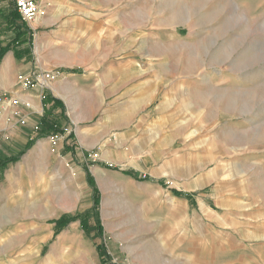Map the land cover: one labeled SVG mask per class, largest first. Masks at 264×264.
<instances>
[{
    "label": "rangeland",
    "instance_id": "374dc122",
    "mask_svg": "<svg viewBox=\"0 0 264 264\" xmlns=\"http://www.w3.org/2000/svg\"><path fill=\"white\" fill-rule=\"evenodd\" d=\"M100 1L103 7L110 8L107 15H118L120 20L116 28L109 31H122L123 37L132 38L130 55L117 53L115 62L137 65L139 75L132 74L130 80L149 85L152 99L150 95L147 101L139 103L138 115L131 123L108 137L113 140L108 145L115 147L118 142L122 143L120 139L125 132L135 133L130 145L117 148L126 160L107 163L104 157L100 159L103 152L96 146L83 152L84 167L78 174L75 167L81 166L77 162L80 157L73 154L61 163L65 174L62 186L50 188V193L45 195L39 185L15 181L23 176V169L19 171L21 161L8 165L0 175V259L2 254L6 259L2 264H10L12 253L16 254L8 238L25 240L22 231H9L10 228L18 224L46 226L56 219L86 211V199L92 198L93 193L88 175L97 183L103 180L96 169L100 160L105 161L110 175L128 171L137 181L160 187L164 194V212L167 209L165 196L175 191L193 196L191 207L197 209L202 207L201 197L209 199L230 190L233 199L226 200L224 207L245 205L256 209L260 222L264 221V0ZM0 21L4 23L2 17ZM4 24H0V34L9 31ZM116 42L121 44V41ZM5 59L4 56L0 64ZM26 74L20 72L17 81L20 75ZM0 96V103L6 100L13 106L19 105L14 93H0ZM172 102L173 115H156ZM22 118L17 110L12 115L0 111V150L7 143L10 125L17 121L25 124ZM98 121L96 117L90 124ZM50 130L47 163L49 174L53 175L56 172L53 166L57 164L55 154L59 148L72 144L73 131L70 126ZM36 143L38 141L33 142V147L23 157L18 155L24 161L25 175L30 178L32 162L28 163L27 157L37 151ZM154 154L157 160L149 164L142 161L144 156ZM0 158L6 159L1 154ZM42 172L40 168L39 174ZM217 172L226 174L223 180L206 182L207 177ZM98 186L106 212L114 193L100 183ZM128 207L121 202L122 219L132 218ZM102 218L100 223L107 225ZM63 222L68 223L66 219ZM86 235L100 242L102 264H168L166 259L159 261L157 257L155 260L150 248L140 251L136 242L125 247L115 246L113 239L117 237L112 235V238L107 229L102 237L97 227ZM53 240L39 250L40 260L48 257ZM165 247L163 257L171 259V250ZM261 254L264 256V244Z\"/></svg>",
    "mask_w": 264,
    "mask_h": 264
},
{
    "label": "crops",
    "instance_id": "0c3cea01",
    "mask_svg": "<svg viewBox=\"0 0 264 264\" xmlns=\"http://www.w3.org/2000/svg\"><path fill=\"white\" fill-rule=\"evenodd\" d=\"M38 3L44 14L25 24L8 0H0V17L5 23L0 21V24L9 29L0 34V54L6 52V59L0 64V93H14V98L19 100L17 106L5 100L0 103V111L12 115L17 110L25 120V124L17 121L10 125L7 143L0 154L6 159L10 156L18 158L11 164L21 161L19 171L23 169V176L15 179L18 184L39 185L45 195L50 193V188L62 186L65 174L61 163L73 154L80 157L77 162L81 166L75 167L78 174L82 172L83 152L96 146L103 152L99 153L100 159L104 157L107 163L126 160L127 157L117 148L130 145L134 132H125L120 139L122 143L118 142L115 147L108 145L113 142L108 137L130 124L138 115L139 103L147 101L146 97L149 99L150 95L152 99L153 92L149 85L131 82L132 74L139 75L137 65L115 62L117 53L130 55L132 38L123 37L122 31H109L116 28L120 20L118 15H107L110 8L103 7L100 0H38ZM12 12L17 13L14 21ZM20 72L57 73L46 87L38 84L23 89L17 84ZM173 104L156 115H173ZM96 117L98 123L90 124ZM38 126L41 128L36 132ZM69 126L73 131L72 144L59 148L55 154L57 164L53 166L56 172L50 175L47 163L50 128ZM36 141L37 151L27 157L28 163L32 162L29 171L33 173L32 179L27 173L25 175L21 157ZM20 154L22 156L18 157ZM148 156L142 159L145 164L157 160L156 154ZM100 161L96 169L103 180L98 183L107 187V191H113L112 203L107 204L112 209L106 207L104 211L100 187L89 174L88 182L93 193L92 198L86 199L84 213L64 216L46 223V226L18 224L10 228L9 231L14 229L25 235L24 241H15L14 236L8 238L12 251L16 252L12 253L10 264H102L100 242L86 235L95 227L100 237L106 229L112 238L116 236L118 239H113L115 246L125 247L136 242L140 251L150 248L155 260L157 257L159 261L166 259L168 264H264L261 254L264 221L260 222L256 209L245 205L224 207L226 200L233 199L232 191L216 193L209 199L207 197L208 200L201 197L202 207L197 209L191 207L193 196L175 191L165 196L167 209L164 212V194L160 187L137 181L128 171L123 174L116 171L117 175H110L108 167L104 166L105 161ZM81 176L86 180L85 174ZM224 176L226 174L217 172L215 176L207 177L206 182L223 180ZM121 202L128 204L130 220L122 219ZM102 217L107 225L100 223ZM63 219L68 223L64 224ZM53 238L48 257L40 260L39 250ZM164 247L171 250V259L163 257ZM0 260L1 264L6 261L3 254Z\"/></svg>",
    "mask_w": 264,
    "mask_h": 264
},
{
    "label": "built area",
    "instance_id": "2783aa9c",
    "mask_svg": "<svg viewBox=\"0 0 264 264\" xmlns=\"http://www.w3.org/2000/svg\"><path fill=\"white\" fill-rule=\"evenodd\" d=\"M8 1L10 4L13 5L15 11L20 16L21 21L25 24H30L34 22L39 16H42L44 14V12L40 9V6L36 2V0H8ZM54 75L55 73H33V74L20 75L17 84L23 89H29L38 84L46 87L48 85V81L51 78H53ZM1 100L2 99L0 96V101ZM51 138L54 139V137Z\"/></svg>",
    "mask_w": 264,
    "mask_h": 264
},
{
    "label": "trees",
    "instance_id": "16d2710c",
    "mask_svg": "<svg viewBox=\"0 0 264 264\" xmlns=\"http://www.w3.org/2000/svg\"><path fill=\"white\" fill-rule=\"evenodd\" d=\"M11 16H12V20L14 21L17 18V13L16 12H12L11 13ZM5 53L6 52L3 51L0 54V63H1V60L3 59V57L5 56ZM40 128L38 129V132L40 131ZM17 160H18V158H7V159H1L0 158V175L7 169V167H8L9 164L14 163Z\"/></svg>",
    "mask_w": 264,
    "mask_h": 264
}]
</instances>
